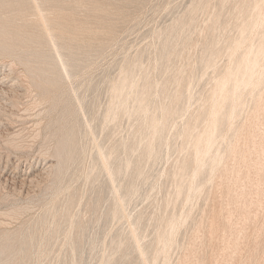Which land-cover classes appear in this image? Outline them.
<instances>
[{
    "label": "rangeland",
    "instance_id": "obj_1",
    "mask_svg": "<svg viewBox=\"0 0 264 264\" xmlns=\"http://www.w3.org/2000/svg\"><path fill=\"white\" fill-rule=\"evenodd\" d=\"M37 2L0 0V247L11 246L0 264H264V0H40L41 10ZM243 57L256 60L251 82L228 107L221 82ZM39 65L54 79L48 87ZM215 104L227 121L213 134ZM155 118L164 129L152 127ZM210 133L213 152L198 154ZM68 134L69 153L59 156Z\"/></svg>",
    "mask_w": 264,
    "mask_h": 264
},
{
    "label": "bare ground",
    "instance_id": "obj_2",
    "mask_svg": "<svg viewBox=\"0 0 264 264\" xmlns=\"http://www.w3.org/2000/svg\"><path fill=\"white\" fill-rule=\"evenodd\" d=\"M39 1H40V0H38L37 4H33V5L37 7V6L39 5V4H38ZM6 2H8V1H6ZM41 2H42V1H41ZM112 2H113V1H112ZM32 3H36V1H32ZM114 3H115V2H114ZM196 3H197V2H196ZM40 4H41V3H40ZM42 4H43V3H42ZM49 4H50V3H49ZM49 4H47V5H49ZM140 4H141V3H140ZM50 5L52 6V4H50ZM97 5H99V3H97ZM97 5H96V6H97ZM107 5H108V4H107ZM115 5H116V4H115ZM196 5H197V4H196ZM201 6H202V5H201ZM216 6H217V5H216ZM32 7H33V6H32ZM36 7H34V8H36ZM125 7H126V6H125ZM194 7H195V6H194ZM235 7H236V6H235ZM38 8H39V6H38ZM40 8H41V7H40ZM40 8H39V9H40ZM84 8H85V7H84ZM107 8H108V7H107ZM129 8H130V7H129ZM195 8H196V7H195ZM201 8H202V7H201ZM52 9H54V8H52ZM59 9H60V8H59ZM78 9H80V8H78ZM40 10H41V9H40ZM40 10H39V11H40ZM56 10H58V9H56ZM96 10H98V9H96ZM200 10H201V9H200ZM55 12H56V11H55ZM121 12H122V11H121ZM189 12H190V11H189ZM247 12H248V11H247ZM40 13H41V11H40ZM126 13H127V12H126ZM186 13H187V12H186ZM43 14H44V13L39 14V16H41V18L39 17V19H42V17H43V22H44V19H45V18H44V16H42ZM110 14H111V13H110ZM187 14H188V13H187ZM189 14H191V13H189ZM201 14H202V13H201ZM49 15H50V14H49ZM55 15H56V14H55ZM66 15L69 16L70 14H66ZM128 15H129V14H128ZM194 15H195V14H194ZM226 15H227V14H226ZM36 16H37V15H36ZM50 16H51V15H50ZM50 16H47V17L51 18ZM72 16H73V15H72ZM179 16H180V15H179ZM238 16H239V15H238ZM240 16H241V15H240ZM70 17H71V16H70ZM117 17H118V16H117ZM188 17H189V16H188ZM188 17H187V18H188ZM223 17H224V16H223ZM52 18H54V16H52ZM52 18H51V19H52ZM57 18H58V17H57ZM68 18H69V17H68ZM73 18H74V16H73ZM51 19H50V20H49V19L47 20V21H49V22H48L49 24H50ZM58 19H59V18H58ZM63 19H64V18H63ZM74 19H75V18H74ZM81 19H82V18H81ZM200 19H201V18H200ZM204 19H205V18H204ZM52 20H53V19H52ZM66 20L68 21L67 17H66ZM70 20H71V22H73V21H72L73 19L70 18ZM126 20H127V19H126ZM131 20H132V19H131ZM178 20H179V19H178ZM186 20H187V19H186ZM195 20H196V19H195ZM67 21H65V22H67ZM183 21H184V20H183ZM223 21H225V20H223ZM238 21H239V20H238ZM255 21H256V20H255ZM43 22H42V23H43ZM51 22H55V21L53 20V21H51ZM57 22H58V21H56L55 23L57 24ZM61 22H62V21H60V23H61ZM65 22H64V23H65ZM116 22H117V21H116ZM177 22H178V21H177ZM199 22H200V21H199ZM203 22H204V21H203ZM40 23H41V22H40ZM48 23L46 22V23H44V25H45V24L48 25ZM60 23H59V24H60ZM64 23H62V24L64 25ZM73 23H74V22H73ZM79 23H80V22H79ZM107 23H108V22H107ZM123 23H124V22H123ZM212 23H213V22H212ZM236 23H237V22H236ZM38 24H39V23H38ZM59 24H58V25H59ZM68 24H70V23H68ZM77 24H78V22L75 24L76 27H75V25L73 24V26L76 28V30H71V29H70V30H71V31H74V32L77 33V29H78V25H77ZM80 24H81V23H80ZM47 25H46L45 27H47ZM50 25H51V24H50ZM53 25H54V24H53ZM53 25H52V26H53ZM60 25H61V24H60ZM71 25H72V23H71ZM71 25H70V27H72ZM81 25H82V24H81ZM81 25H79V29H80V26H81ZM107 25H108V24H107ZM107 25H106V26H107ZM178 25H179V24H178ZM217 25H219V24H217ZM251 25H252V24H251ZM260 25H261V24H260ZM64 26H67V25H64ZM108 26H109V25H108ZM121 26H122V25H121ZM169 26H170V25H169ZM171 26H172V25H171ZM21 27H22V26H20V28H21ZM48 27H49V29H50V26H48ZM54 27H55V26H54ZM67 27H69V25H68ZM83 27H84V25H83ZM117 27H118V26H116V28H117ZM167 27H168V26H167ZM183 27H184V25H183ZM195 27H196V26H195ZM233 27H234V26H233ZM17 28H18V27H17ZM20 28H19V29H20ZM31 28H33V27H31ZM34 28H35V27H34ZM52 28H53V27H52ZM56 28H57V26H56ZM81 28H82V27H81ZM109 28H110V27H109ZM116 28H115V29H116ZM179 28H180V26H179ZM190 28H191V27H190ZM45 29H46L47 31L49 30V29H47V28H45ZM57 29H59V27H58ZM63 29H65V28H63ZM63 29H61V30H63ZM68 29H69V28H68ZM82 29H83V28H82ZM171 29H172V28H171ZM181 29H182V28H181ZM197 29H198V28H197ZM22 30H23V29H22ZM30 30H32V29H30ZM52 30H53V29H52ZM66 30H67V29H66ZM66 30H65V32H66ZM84 30H85V27H84ZM173 30H174V29H173ZM187 30H188V29H187ZM194 30H195V29H194ZM229 30H230V29H229ZM26 31H27V33L30 32V31H28V29H26ZM56 31H57V30H55V33H56ZM79 31H80V30H79ZM79 31H78V33H79ZM81 31H82V30H81ZM196 31H197V30H196ZM208 31H209V30H208ZM216 31H217V30H216ZM249 31H250V30H249ZM33 32H34V31H33ZM49 32H50V30H49ZM51 32H52V31H51ZM51 32H50V33L47 32L48 37H49V34H50V36L52 35ZM53 32H54V30H53ZM60 32H61V31H60ZM65 32H64V34H65ZM68 32H69V34L71 33L70 31H68ZM68 32H66V33H67L66 35H68ZM74 32H73V33H74ZM82 32H84V31H82ZM82 32H80V33H82ZM191 32H192V31H191ZM211 32H212V31H211ZM223 32H224V31H223ZM173 33H174V32H173ZM184 33H185V32H184ZM56 34H57V33H56ZM56 34H55V36H56V37H55V36H54V33H53V36H52L53 39H54V37L57 38L58 35H56ZM71 34H72V33H71ZM5 35H6V32H5V31H0V45H3V39H2V38H3V36H5ZM44 35H45V34H44ZM77 35H78V34H77ZM82 35H83V34H82ZM115 35H116V34H115ZM205 35H206V34H205ZM228 35H229V34H228ZM258 35H259V34H258ZM61 36H62V35H61ZM70 36H71V35H70ZM79 36H80V34H79ZM191 36H192V33H191ZM52 37H51V38H52ZM65 37H66V36H65ZM67 37H68V36H67ZM100 37H101V36H100ZM169 37H170V36H169ZM223 37H224V36H223ZM49 38H50V37H49ZM51 38H50V39H51ZM171 38H172V37H171ZM182 38H183V37H182ZM186 38H187V37H186ZM193 38H194V37H193ZM211 38H212V37H211ZM245 38H246V37H245ZM53 39H52V41H53ZM59 39H60V38H59ZM68 39H69V38H68ZM74 39H75V38H74ZM79 39H80V38H79ZM163 39H164V38H163ZM169 39H170V38H169ZM169 39H168V41H169ZM27 40H28V37H27ZM55 40H56V39H55ZM55 40H54V41H55ZM63 40L66 41V39H63ZM75 40H77V39H75ZM81 40H82V39H81ZM180 40H181V39H180ZM183 40H185V39L183 38ZM186 40H187V39H186ZM196 40H197V39H196ZM61 41H62V40H61ZM72 41H74V40H72ZM79 41H80V40H78V41H76V42H79ZM175 41H176V40H175ZM175 41H174V42H175ZM187 41H188V40H187ZM217 41H218V40H217ZM245 41H246V40H245ZM21 42H23V40H20V41L18 42L17 45L21 44ZM62 42H63V41H62ZM67 42H71V41H67ZM80 42H81V41H80ZM85 42H86V41H85ZM170 42H171V41H170ZM170 42H169V45H170ZM72 43H73V42H72ZM72 43H71V44H72ZM93 43H94V42H93ZM211 43H212V42H211ZM239 43H240V42H239ZM55 44H56V43H55ZM64 44H65V43H64ZM68 44H69V43H68ZM74 44L78 47V44H76V43H74ZM187 44H188V43H187ZM150 45H151V44H150ZM52 46H56V45H52ZM166 46H168L167 42H166ZM217 46H218V45H217ZM13 47H14V46H13ZM168 47H169V46H168ZM223 47H224V46H223ZM244 47H245V46H244ZM55 48H57V47H55ZM150 48H151V47H150ZM171 48H172V47H171ZM191 48H192V47H191ZM253 48H254V47H253ZM161 49H163V48H161ZM165 49H167V47H165ZM168 49H169V48H168ZM256 49H257V48H256ZM56 50H58V49H55V51H56ZM150 50H151V49H150ZM169 50H170V49H169ZM169 50H168V51H169ZM189 50H190V49H189ZM246 50H247V49H246ZM262 50H263V49H262ZM161 51H163V50H161ZM190 51H191V50H190ZM56 52L59 53L58 51H56ZM152 52H153V51H152ZM188 52H189V51H188ZM198 52H199V51H198ZM243 52H244V51H243ZM148 53H149V52H148ZM160 53L162 54V52H160ZM164 53H165V51H164ZM164 53H163V54H164ZM169 53H170V51H169ZM173 53H174V52H173ZM182 53H183V52H182ZM195 53H196V52H195ZM239 53H242V52H239ZM31 54H32V56H33L35 59L39 58V59H37V61H39V63H40V55H39L38 53H31ZM140 54H141V52H140ZM166 54H168V53H166ZM242 54H243V53H242ZM59 55H60V54H59ZM147 55H148V54H147ZM171 55H172V52H171ZM187 56H188V55H187ZM235 56H236V55H235ZM237 56H238V55H237ZM240 56H241V55H240ZM60 57H61V56H60ZM180 57H181V56H180ZM226 57H227V56H226ZM137 58H138V57H137ZM149 58H150V57H149ZM161 58H162V57H161ZM164 58H166L165 55H164ZM164 58H163V59H164ZM174 58H175V57H174ZM176 58H177V57H176ZM187 58H188V57H187ZM238 58H239V57H238ZM58 59H59V58H58ZM141 59H142V58H141ZM143 60H144V59H143ZM146 60H147V59H146ZM182 60H183V59H182ZM237 60H238V63H237L236 68H235L233 71H231V73L228 75L229 77H228L227 81H224L225 83H224V82H223V83L221 82V85H222V84H223V85H222V87H220V88H221V92H222V96H221V97H222V102L226 103L228 107L233 106V105L235 104L236 99L238 98V97H237V94H236V91H237L238 87H240V86H242V85H244V84H247V83L251 80L250 77H251V75H252L253 68H254V66H255V64H256V60H255L254 58H246V57H243V58H240V59H237ZM154 61H155V60H154ZM173 61H174V60H173ZM199 61H200V60H199ZM231 61H232V60H231ZM61 62H62V61H61ZM165 62H166V60H165ZM194 62H195V61H194ZM64 63H65V61H64L63 63H61L62 66L64 65ZM127 63H128V62H127ZM131 63H132V62H131ZM145 63H146V62H145ZM204 63H205V62H204ZM68 64H69V62H68ZM139 64H140V62H139ZM70 65H71V64H70ZM166 65H167V64H166ZM171 65H172V64H171ZM171 65H170V66H171ZM179 65H180V62H179ZM179 65H178V66H179ZM203 65H204V64H203ZM65 66H66V63H65ZM160 66H161V64H160ZM233 66H234V65H233ZM263 66H264V65H263ZM122 67H123V66H122ZM132 67H133V66H132ZM132 67H130L129 70L131 69V71H132ZM153 67H154V66H153ZM125 68H126V67H125ZM137 68H138V67H137ZM156 68H157V67H156ZM163 68H164V67H163ZM173 68H174V67H173ZM199 68H201V67H199ZM202 68H203V67H202ZM65 69H66V68H65ZM65 69H63V70L65 71ZM134 69H135V68H134ZM134 69H133V70H134ZM148 69H149V67H148ZM186 69H187V68H186ZM260 69H261V67H260ZM122 70H123V69H122ZM125 70L127 71L128 69H125ZM163 70H165V69H163ZM262 70H263V69H262ZM64 71H63V72H64ZM66 71H67V69H66ZM66 71H65V73H66ZM126 71H125V72H126ZM131 71H129L130 73L127 71V72L129 73V74H127V75H130V74L133 72V71H132V72H131ZM139 71H140V70H139ZM143 71H144V70H142V72H143ZM165 71H166V70H165ZM211 71H212V70H211ZM213 71H214V70H213ZM256 71H257V70H256ZM122 72H123V71H122ZM135 73H136V72H135ZM161 73H162V72H161ZM164 73H165V72H164ZM178 73H179V71H178ZM35 74H36V76H37V78H38V82H39V84H41V85H43V86H45V87L50 86L51 83L54 82V79H53V78L51 77V75H50V74H51L50 71H49L48 69H45V67H42L41 65H39V66L37 67V69L35 70ZM122 74H123V73H122ZM125 74H126V73H125ZM141 74L143 75V73H141ZM150 74H151V73H150ZM155 74H156V72H155ZM190 74H191V73H190ZM127 75H126V76H127ZM148 75H149V74H147V76H148ZM157 75H158V74H157ZM161 75H162V74H161ZM192 75H193V74H192ZM219 75H220V74H219ZM65 76H66V75H65ZM159 76H160V75H159ZM67 77H68V76H67ZM121 77H122V76H121ZM134 77H135V76H134ZM138 77H139V76H138ZM145 77H146V76H145ZM216 77H217V76H216ZM68 78H69V77H68ZM68 78H67V79H68ZM124 78H125V77H124ZM127 78H129V76H127ZM156 78H157V76H156ZM159 78H160V77H159ZM252 78H253V77H252ZM109 79H110V78H109ZM141 79H142V78H141ZM152 79H153V78H152ZM173 79H174V78H173ZM188 79H189V78H188ZM107 80H108V79H107ZM124 80L126 81V79H124ZM134 80H135V78H134ZM147 80H148V79H147ZM112 81H113V80H112ZM120 81H121V79H120ZM120 81H119V83H120ZM216 81H217V80H216ZM114 82H115V81H114ZM122 82H123V81H122ZM122 82H121V83H122ZM132 82L135 83L134 81H132ZM136 82H137V81H136ZM142 82L144 83V81H142ZM188 82H189V81L187 80V83H188ZM192 82H193V81H192ZM250 82H251V81H250ZM250 82H249V83H250ZM252 82H254V80H253ZM119 83H118V84H119ZM128 83H129V82H128ZM140 83H141V82H140ZM143 83H141V84H143ZM173 83H174V82H173ZM173 83H172V84H173ZM228 83H229V87L226 88V84H228ZM126 84H127V83H126ZM129 84H130V83H129ZM192 84H193V83H191V85H192ZM115 85H116V84H115ZM130 85H131V84H130ZM134 85H135V84H134ZM136 85H137V83H136ZM145 85H147V84L144 83V86H145ZM148 85H149V84H148ZM168 85H169V84H168ZM116 86H117V85H116ZM116 86H114V87L116 88ZM119 86H120V84H119ZM149 86L151 87L152 85L150 84ZM172 86H173V85H172ZM174 86H176V85H174ZM192 86H193V85H192ZM88 87H89V86H88ZM112 87H113V86H112ZM117 87H118V86H117ZM136 87H137V86H135V89H136ZM256 87H257V86H256ZM128 88H129V87H127V89H128ZM133 88H134V86H133ZM154 88H155V87H154ZM209 88H210V87H209ZM135 89H134V90H135ZM138 89H139V88H138ZM138 89H137V90H138ZM148 89H149V88H148ZM148 89H147V90H148ZM239 89H240V88H239ZM239 89H238V90H239ZM94 90H95V89H94ZM115 90H116V89H115ZM118 90H119V87H118ZM130 90H131V88H130ZM113 91H114V90H113ZM125 91L127 92V90H125ZM176 91H177V90H176ZM176 91H175V93H176ZM190 91H192V90H190ZM241 91H242V88H241ZM245 91H246V90H245ZM254 91H255V89H254ZM92 92H93V91H92ZM121 92H122V90H121ZM128 92H129V91H128ZM128 92L126 93V94H127V95H126L127 97L130 95V93L133 92V90H132V92H130L129 94H128ZM180 92H181V91H180ZM185 92H186V91H185ZM214 92H215V90H214ZM237 92H238V91H237ZM249 92H250V91H249ZM114 93H115V92H113V94H114ZM133 93H134V92H133ZM141 93H142V92H141ZM149 93H151V92H149ZM156 93H157V92H156ZM113 94L111 95L112 97H113ZM118 94H119V91H118ZM120 94H121V93H120ZM123 94H124V91H123ZM139 94H140V91H139ZM139 94H138V95H139ZM152 94H153V91H152ZM167 94H168V93H167ZM215 94H216V93H215ZM242 94H243V93H242ZM259 94L261 95V93H259ZM109 95H110V94H109ZM133 95H134V94H133ZM144 95H147V94L145 93ZM153 95H154V94H153ZM185 95H186V94H185ZM257 95H258V94H257ZM114 96H115V95H114ZM120 96H122V94H121ZM126 96L124 97V95H123L122 97L128 99L129 97L127 98ZM130 96H131V95H130ZM136 96H137V95H135V97H136ZM139 96H140V95H139ZM139 96H138V97H139ZM245 96H246V95H245ZM117 97H118V95H117ZM117 97H116V102L118 103V101H119V102L121 101L119 98L122 99V97H119V98H118V99H119L118 101H117ZM151 97H152V96H151ZM153 97H155V96H153ZM167 97H168V96H167ZM177 97H178V95L176 94V98H175V97H174V98L177 100V99H178ZM86 98H87V97H86ZM88 98H89V97H88ZM136 98H137V97H136ZM136 98L134 99V101L136 100ZM197 98H198V97H197ZM132 99H133V98H132ZM138 99H139V98H138ZM140 99L142 100L143 97L141 96ZM146 99H147V98H146ZM152 99H153V98H152ZM162 99H163V98H162ZM201 99H202V98H201ZM83 100H84V99H83ZM95 100H96V99H95ZM130 100H131V99H130ZM150 100H151V98H150ZM216 100H217V99H216ZM123 101H124V103H125V99H124ZM123 101H122V102H123ZM136 101L138 102V100H136ZM174 101H175V100H174ZM200 101H201V100H200ZM77 102H78V101H77ZM81 102H82V101H81ZM111 102H112V101H111ZM122 102H120V103H122ZM148 102H150V101L148 100ZM152 102H153V101H152ZM152 102H151L150 104H152ZM154 102H155V101H154ZM154 102H153V103H154ZM213 102H214V99H213ZM89 103H90V102H89ZM117 103H116V104H117ZM127 103H128V102H127ZM129 103H130V102H129ZM131 103H132V102H131ZM168 103H169V102H168ZM168 103H167V104H168ZM96 104H97V103H96ZM138 104H139V103H138ZM138 104H135V105H138ZM141 104H142V102H141ZM141 104H139L140 106L138 105L137 107H135V109L138 110V108L141 107ZM150 104H148V106H149ZM156 104H157V103H156ZM107 105H109V104H107ZM112 105H113V104H112ZM112 105H111L112 110H111L110 108H109V109H110V111L113 112V111H114V109H113L114 107H113ZM124 105H125V104H124ZM126 105H127V104H126ZM131 105H132V104H131ZM143 105H144V104H143ZM179 105H180V104H179ZM199 105H200V104H199ZM213 105H214V104H213ZM223 105H224V104H223ZM109 106H110V105H109ZM117 106H118V105H117ZM119 106H121V105H119ZM122 106H123V105H122ZM144 106H145V105H144ZM150 106H151V105H150ZM174 106H175V105H174ZM180 106H181V105H180ZM227 106H226L225 109H228V111L226 110L227 113H228V112H229V108H227ZM92 107H93V106H92ZM128 107H129V106H128ZM83 108H84V107H83ZM99 108H100V106H99ZM116 108H117V107H116ZM116 108H115V109H116ZM123 108H124V106H123ZM141 108H142V107H141ZM91 109H92V108H91ZM165 109H166V107H165ZM165 109H163V110H165ZM190 109H191V108H190ZM197 109H198V107H197ZM197 109H196V111H197ZM222 109H223V107H222ZM256 109H257V108H256ZM95 110H96V109H95ZM140 110H141V109H140ZM140 110H139V111H140ZM150 110H151V109H150ZM180 110H181V109H180ZM198 110H199V109H198ZM115 111H116V110H115ZM115 111H114V112H115ZM128 111H129V110H128ZM166 111H168V110H166ZM107 112H109V111H107ZM114 112H113V114H114ZM119 112H120V111H119ZM122 112H123V111H122ZM155 112H156V110H155ZM155 112H154V113H155ZM169 112H170V111H169ZM206 112H207V110H206ZM211 112H212V118H213V120H212V123H211V122H210L211 118L209 117V118H210L209 122L212 124V128H211V130H212V133L214 134V129H215L217 126H219L220 123H225V124H226V121H227V120H226L225 122H223V121L225 120V115H224V113H222V111H221V109H220V104H215V106L212 108V111H211ZM234 112H235V111H233V113H234ZM85 113H86V112H85ZM102 113H103V112H102ZM105 113H106V112H105ZM128 113H129V112H128ZM137 113H138V111H137ZM141 113H142V112H141ZM147 113H148V112H147ZM159 113H160V112H159ZM164 113H165V112H164ZM164 113H163V116H164ZM209 113H210V112H209ZM86 114H87V113H86ZM99 114H100V113H99ZM103 114H104V113H103ZM119 114H120V113H119ZM138 114H139V113H138ZM143 114H144V113H143ZM151 114L153 115V110H152ZM197 114H198V113H197ZM210 114H211V113H210ZM107 115H108V114H107ZM107 115H106V116H107ZM109 115H112V113L109 114ZM109 115H108V116H109ZM171 115H172V114H171ZM227 115H228V114H227ZM231 115H232V114H231ZM99 116H100V115H99ZM104 116H105V115H104ZM104 116H103V117H104ZM125 116H126V115H125ZM147 116H148V115H147ZM155 116H156V118H157V115H155ZM159 116H160V115H159ZM163 116H161V117H163ZM210 116H211V115H210ZM103 117H102V118H103ZM109 117L111 118V116H109ZM109 117H108V119H109ZM112 117H114V115H112ZM115 117H116V116H115ZM119 117H120V116H119ZM131 117H132V116H131ZM142 117H143V116H142ZM142 117H141V118H142ZM231 117H232V116H231ZM249 117H250V116H249ZM106 118H107V117H106ZM133 118H134V117H133ZM146 118H147V117H146ZM156 118H155V119H156ZM158 118H159V117H158ZM170 118H171V117H170ZM176 118H177V117H176ZM207 118H208V117H207ZM234 118H235V117H234ZM108 119H107V121H108ZM112 119H113V118H112ZM112 119H110V121H111ZM129 119H130V117H129ZM135 119H136V118H135ZM143 119H144V118H143ZM148 119H149V118H148ZM148 119H145V123H146V121H147ZM153 119H154V118H153ZM160 119H161V118H160ZM160 119H159V121H160ZM230 119H232V118H230ZM255 119H256V118H255ZM88 120H89V119H88ZM114 120H115V119H114ZM138 120H139V119H138ZM140 120H141V119H140ZM140 120H139V121H140ZM170 120H171V119H170ZM198 120H199V119H198ZM204 120H205V119H204ZM238 120H239V119H238ZM259 120H260V119H259ZM96 121H97V120H96ZM96 121H95V122H96ZM99 121H100V120H99ZM102 121H103V120H102ZM141 121H142V120H141ZM159 121H158L157 119H156L155 121L151 120L152 127H153L155 130H159V129H161V128L164 129V125H163L164 122H163V119H162V123H160ZM241 121H242V120H241ZM88 122H89V121H88ZM132 122H133V121H132ZM136 122H137V121H136ZM148 122H149V120H148ZM188 122H189V121H188ZM249 122H250V121H249ZM109 123H110V122H109ZM111 123H112V121H111ZM170 123H171V122H170ZM87 124H88V123H87ZM87 124H86V125H87ZM89 124H90V123H89ZM92 124H93V122H92ZM135 124H136V123H135ZM147 124H148V125H146V127L148 126L147 128H149V127H150V126H149L150 123H147ZM230 124H231V123H230ZM255 124H256V123H255ZM84 125H85V124H84ZM93 125H95V124H93ZM129 125H130V124H129ZM137 125H138V124H137ZM223 125H224V124H223ZM223 125H222V126H223ZM87 126H88V125H87ZM144 126H145V125H143V127H144ZM165 126H166V125H165ZM174 126H175V125H174ZM191 126H194V125L191 123ZM191 126H190V127H191ZM209 126H211V125H209ZM182 127H183V126H182ZM188 127H189V125H188ZM190 127H189V128H190ZM135 128H136V127H135ZM135 128H134V129H135ZM139 128H140V127H139ZM144 128H145V127H144ZM185 128H186V127H185ZM191 128H192V127H191ZM191 128H190V129H191ZM141 129H142V128H141ZM149 129H150V128H149ZM173 129H174V128H173ZM182 129H183V128H182ZM190 129H188L189 132L191 131ZM199 129H200V128H199ZM208 129H209V127H208ZM218 129H219V128H218ZM220 129H221V128H220ZM144 130H145V129H144ZM144 130H143V131H144ZM192 130H193V129H192ZM211 130H210V131H211ZM215 130H216V129H215ZM242 130H243V129H242ZM133 131H134V130H133ZM145 131L148 132V130H145ZM160 131H161V130H160ZM160 131H159V133H160ZM182 131H183V130H182ZM182 131H181V132H182ZM188 131H187V132H188ZM208 131H209V130H208ZM149 132H150V131H149ZM161 132H163V131H161ZM133 133H134V132H133ZM157 133H158V131H157ZM159 133H158V134H159ZM170 133H171V131H170ZM190 133H191V132H190ZM190 133H189V134H190ZM192 133H193V132H192ZM195 133H196V132H195ZM203 133H204V132H203ZM212 133H210L209 135L206 134L207 136H205V139H204V137H203V139H204L203 141H202V139H201V140L198 139V140H197V144H196V143H193L194 146H195V144H196V148H197V151H198L197 153H198V154H200V153H207V156L209 155L208 152L211 150L212 143H213V139H214V137H215ZM114 134H115V133H114ZM141 134H142V133H141ZM149 134H151V133H148L147 135H149ZM155 134H156V131H155ZM164 134H165V132H164ZM186 134H188V133H186ZM143 135H144V134H143ZM191 135H192V134H191ZM195 135H196V134H195ZM195 135H194V136H195ZM216 135H217V134H216ZM224 135H225V134H224ZM230 135H231V134H230ZM138 136H139V133H138ZM150 136L152 137V134H151ZM155 136H156V135H155ZM155 136H154V138H155ZM158 136H159V135H158ZM183 136H184V135H183ZM192 136H193V135H192ZM202 136H203V135H202ZM213 136H214V137H213ZM237 136H238V135H237ZM69 137H70V134H68V136H67V139H68V140L61 144V148H60V150H59V156L66 155L67 153H69V149H67V146H66V145L68 144V142H69ZM134 137H135V136H134ZM162 137H164V136H162ZM246 138H247V137H246ZM257 138H258V137H257ZM109 139H110V138H109ZM112 139H113V137H112ZM138 139H139V138H138ZM215 139H216V138H215ZM226 139H227V138H226ZM135 140H136V139H135ZM216 140H217V139H216ZM138 141H139V140H138ZM138 141H133V143L136 142V143L138 144V143H139ZM141 141H142V140H141ZM181 141H182V140H181ZM234 141H235V140H234ZM243 141H244V140H243ZM103 142H104V141H103ZM115 142H116V141H114V143H115ZM123 142H124V141H123ZM145 142H146V141H145ZM147 142H148V141H147ZM149 142H150V139H149ZM187 142H188V141H187ZM101 143H102V141H101ZM131 143H132V142H131ZM133 143H132V144H133ZM136 143H134V144H136ZM140 143H141V142H140ZM140 143H139V144H140ZM215 143H216V142H215ZM215 143H214V146H215ZM219 143H220V142H219ZM244 143H245V142H244ZM124 144H125V142H124ZM139 144H138V145H139ZM141 144H142V143H141ZM147 144H148V143H147ZM149 144H150V143H149ZM154 144H155V142H154ZM154 144H153V145H154ZM186 144H187V143H186ZM222 144H223V143H222ZM138 145H135V146L137 147ZM157 145H158V144H157ZM181 145H182V144H181ZM242 145H243V144H242ZM242 145H241V146H242ZM145 146L147 147V145H145ZM151 146H152V145H151ZM179 146H180V145H179ZM227 146H228V144H227ZM97 147H98V146H97ZM97 147H96V148H97ZM114 147H115V145H114ZM116 147H118V146H116ZM132 147H133V146H132ZM138 147H139V146H138ZM143 147H144V146H143ZM149 147H150V146H149ZM156 147H157V146H156ZM161 147H162V146H161ZM173 147H174V146H173ZM173 147H172V148H173ZM224 147H225V146H224ZM254 147H255V146H254ZM259 147H260V146H259ZM112 148H113V147H112ZM130 148H131V147H129V150H127L128 152L131 151ZM165 148H166V147H165ZM193 148H194V147H193ZM221 148H222V147H221ZM225 148H226V147H225ZM99 149H100V146H99ZM117 149H118V148H115L114 151H116ZM125 149H126V148H125ZM134 149H135V147H134ZM142 149H143V148H142ZM144 149H145V147H144ZM144 149H143V150H144ZM147 149H149V151H147V152H150V149H151V148H148V147H147ZM152 149H153V148H152ZM154 149H155V148H154ZM100 150H101V149H100ZM112 150H113V149H112ZM120 150H121V149H120ZM137 150H138V149H137ZM143 150H142V157H143ZM232 150H233V149H232ZM106 151H107V150H106ZM117 151H119V150H117ZM123 151H124V148H123ZM176 151H177V150H176ZM262 151H263V150H262ZM110 152H111V149H110ZM128 152H127V153H128ZM131 152H132V151H131ZM210 152H211V151H210ZM212 152H213V151H212ZM212 152H211V153H212ZM98 153H99V151H98ZM98 153H97V154H98ZM102 153L104 154V152H102V150H101L100 153L98 154L99 157L102 155ZM106 153H107V152H106ZM118 153H119V152H118ZM124 153H126V150H125ZM164 153H165V152H164ZM164 153H162V154H164ZM166 153H167V152H166ZM226 153H227V152H226ZM242 153H243V151H242ZM100 154H101V155H100ZM122 154H123V153H122ZM131 154H132V153H131ZM135 154H136V153H135ZM145 154H146V153H145ZM145 154H144V155H145ZM154 154H155V153H154ZM154 154H153V155H154ZM178 154H179V153H178ZM250 154H251V153H250ZM98 155H97V157H98ZM104 155H105V154H104ZM104 155H103V156H104ZM129 155H130V153H129ZM147 155H148V154H147ZM165 155H166V154H165ZM205 155H206V154H205ZM103 156H102V157H103ZM110 156H112V155H110ZM126 156H127V155H126ZM126 156H125V157L123 156V157L125 158V160H124V158H123V159L121 160V162H122V161L125 162V161L127 160L128 157H126ZM173 156H174V155H173ZM183 156H184V155H183ZM187 156H189V155H187ZM107 157H109V154H108ZM113 157H114V156H113ZM118 157H119V155H118ZM118 157H117V159H118ZM134 157H135V156H134ZM142 157H141V160H142ZM198 157H199V155H198ZM203 157H204V156H203ZM209 157H210V156H209ZM100 158H101V157H100ZM100 158H99V159H100ZM103 158H104V157H103ZM114 158H115V157H114ZM114 158H111V159H114ZM121 158H122V157H121ZM129 158H131V157L129 156ZM129 158H128V159H129ZM152 158H153V157H152ZM181 158H182V157H181ZM211 158H212V157H211ZM214 158H215V157H214ZM101 159H102V158H101ZM106 159H107V158H106ZM115 159H116V158H115ZM135 159H136V158H135ZM146 159H147V158H146ZM159 159H160V158H159ZM204 159H205V158H204ZM97 160H98V159H97ZM102 160H103V159H102ZM104 160H105V158H104ZM104 160H103V161H104ZM141 160H140V161H141ZM147 160H148V159H147ZM207 160H208V159H207ZM218 160H219V159H218ZM105 161H106V160H105ZM118 161L120 162L119 159H118ZM118 161H117V164H118L119 166H121V165L118 163ZM128 161H130V160H128ZM128 161H126L125 164L128 165V163H129ZM132 161H133V160H132ZM148 161H150V159H149ZM209 161H210V160H209ZM209 161H208V162H209ZM106 162H107V161H106ZM109 162H110V158H109ZM109 162H108V165H110L111 163H113V162L111 161L110 164H109ZM124 162H123V163H124ZM127 162H128V163H127ZM150 162H151V161H150ZM154 162H155V161H154ZM177 162H178V161H177ZM185 162H186V161H185ZM193 162H194V161H193ZM196 162H197V160H196ZM202 162H203V161H202ZM202 162H201V163H202ZM208 162H206V163H208ZM215 162H216V161H215ZM220 162H221V161H220ZM102 163H103V162H102ZM104 163H105V162H104ZM114 163H115V162H114ZM151 163H152V162H151ZM151 163H150V164H151ZM210 163H211V162H209V166H210ZM96 164H97V163H96ZM100 164H101V163H100ZM106 164H107V163H106ZM115 164H116V163H115ZM115 164H114V165H115ZM117 164H116V166H118ZM135 164H136V163H135ZM144 164H145V163H144ZM175 164H176V163H175ZM108 165H107V166H108ZM123 165H124V164H123ZM136 165H137V164H136ZM146 165H147V164H146ZM185 165H186V164H185ZM200 165L202 166V164H200ZM103 166H105V164H103ZM111 166H113V165L111 164ZM139 166H140V165H139ZM150 166H151V165H150ZM152 166H153V165H152ZM190 166H191V165H190ZM190 166H189V167H190ZM197 166H199V165H197ZM197 166H196V167H197ZM50 167H51V166H50ZM93 167H94V166H93ZM108 167H109V166H108ZM108 167H107V168H108ZM124 167H125V165H124ZM129 167H130V166H129ZM132 167H133V166H132ZM184 167H185V166H184ZM107 168L105 167V170H109V169L112 170V169H111L112 167L109 168V169H107ZM116 168H117V167H116ZM116 168H115V170H116ZM125 168H127V166H126ZM125 168H124V169H125ZM147 168H149V167H147ZM185 168H186V167H185ZM190 168H192V167H190ZM190 168H188V170H190ZM199 168L202 170V167L199 166ZM203 168H204V167H203ZM113 169H114V167H113ZM121 169H123V167H122ZM150 169H151V168H150ZM169 169H170V168H169ZM171 169H172V167H171ZM178 169H179V168H178ZM205 169H206V168H205ZM263 169H264V168H263ZM110 170H109V171H110ZM117 170H118V169H117ZM117 170H116V171H117ZM127 170H128V169H127ZM142 170H143V169H142ZM186 170H187V169H185V171H186ZM201 170H200V173H202ZM206 170H207V169H206ZM109 171H108L107 173L111 175L112 173H110ZM119 171H123V170H119ZM119 171H117L116 173H122V172H119ZM124 171H126V169H125ZM130 171H131V170H130ZM130 171H129V172H130ZM137 171H138V173H139L141 170L139 171V168H138ZM143 171H144V170H143ZM194 171H195V169H194ZM196 171H197V170H196ZM196 171H195V172H196ZM258 171H259V170H258ZM89 172H90V171H89ZM98 172H99V171H98ZM113 172H114V171H113ZM168 172H169V171H168ZM187 172H188V171H187ZM187 172H185V173H187ZM195 172H194V173H195ZM198 172H199V171H198ZM233 172H234V171H233ZM123 173H124V172H123ZM123 173H122V174H123ZM146 173H147V172H146ZM170 173H171V172H170ZM191 173H192V172H191ZM194 173H192V174L194 175ZM212 173H213V172H212ZM113 174H115V173H113ZM113 174H112V175H113ZM171 174H172V173H171ZM233 174H234V173H233ZM87 175H88V174H87ZM90 175H91V174H90ZM97 175H98V174H97ZM97 175H96V176H97ZM125 175H126V172H125ZM125 175H124V176H125ZM129 175H130V174H129ZM132 175H133V173H132ZM137 175H138V174H137ZM143 175H144V174H143ZM183 175L186 176V174H183ZM188 175H189V173H188ZM190 175H191V174H190ZM203 175H204V174H203ZM88 176H89V175H88ZM146 176H147V174H146ZM165 176H166V175H165ZM168 176H169V175H168ZM89 177H90V176H89ZM116 177H117V176H116ZM166 177H167V176H166ZM186 177H187V176H186ZM202 177H203V176H201V178H202ZM87 178H88V177H87ZM87 178H86V179H87ZM96 178H97V177H96ZM117 178H118V177H117ZM124 178H125V177H124ZM136 178H138V177H136ZM143 178H144V177H143ZM193 178H195V177H193ZM220 178H221V177H220ZM89 179H90V178H89ZM114 179H115V178H114ZM122 179H123V178H122ZM128 179H129V177H128ZM198 179H199V178H198ZM142 180H143V179H142ZM169 180H170V178H169ZM193 180H194V179H193ZM120 181H121V180H120ZM134 182H135V181H134ZM142 182H143V181H142ZM183 182H184V181H183ZM221 182H222V181H221ZM94 183H95V182H94ZM132 183H133V182H132ZM132 183H131V184H132ZM257 183H258V182H257ZM118 184H119V183H118ZM123 184H124V183H123ZM123 184H122V185H123ZM134 184H135V183H134ZM140 184H141V183H140ZM169 184H170V182H169ZM177 184H178V183H177ZM106 185H107V184H106ZM122 185H121V186H122ZM129 185H130V184H129ZM171 185H172V184H171ZM171 185H170V186H171ZM192 185H193V184H192ZM102 186H103V185H102ZM162 186H163V185H162ZM166 186H167V185H166ZM115 187H116V186H115ZM118 187H119V186H118ZM125 187H127V186H125ZM128 187H130V186H128ZM158 187H159V186H158ZM184 187H185V186H184ZM187 187H188V186H187ZM132 188H133V187H132ZM161 188H162V187H161ZM188 188H189V187H188ZM243 188H244V187H243ZM119 189H120V188H119ZM138 189H139V188H138ZM164 189H165V188H164ZM115 190H116V189H115ZM117 190H118V189H117ZM117 190H116V191H117ZM123 190H124V189H123ZM133 190H134V189H133ZM183 190H184V189H183ZM186 190H188V189H186ZM199 190H200V188H199ZM113 191H114V190H113ZM120 191H121V190H120ZM126 191H127V190H126ZM173 191H174V190H173ZM196 191H197V190H196ZM124 192H125V191H124ZM128 192H129V191H128ZM132 192H133V191H132ZM137 192H138V191H137ZM198 192H199V191H198ZM112 193H113V192H112ZM159 193H160V192H159ZM186 193H187V192H186ZM194 193H195V192H194ZM235 193H236V192H235ZM116 194H117V193H116ZM127 194H128V193H127ZM136 194H137V193H136ZM156 194H157V193H156ZM160 194H161V193H160ZM149 195H150V194H149ZM183 195H184V194H183ZM207 195H208V194H207ZM229 195H230V194H229ZM117 196H118V194H117ZM117 196H116V197H117ZM195 196H197V195H195ZM95 197H96V196H95ZM130 197H131V196H130ZM149 197H150V196H149ZM161 197H162V196H161ZM93 198H94V197H93ZM166 198H167V197H166ZM221 198H222V196H221ZM236 198H237V197H236ZM83 199H84V198H83ZM126 199H127V198H126ZM147 199H148V198H147ZM163 199H164V197H163ZM97 200H98V199H97ZM105 200H106V199H105ZM118 200H120V199H118ZM150 200H151V198H150ZM153 200H154V199H153ZM81 201H83V200H81ZM120 201H121V200H120ZM125 201H126V200H125ZM125 201H124V202H125ZM112 202H113V201H112ZM154 202H155V201H154ZM173 202H174V201H173ZM173 202H172V203H173ZM115 203H116V202H115ZM120 204H121V203H120ZM156 204H157V203H156ZM156 204H155V205H156ZM160 204H161V203H160ZM118 205H119V204H118ZM179 205H180V204H179ZM119 207H120V206H119ZM169 207H170V206H169ZM115 208H116V205H115ZM123 208H124V207H123ZM123 208H122V209H123ZM154 208H155V207H154ZM159 208H160V207H159ZM161 208H162V207H161ZM79 209H80V208H79ZM162 209H163V208H162ZM162 209H161V210H162ZM114 210H115V209H114ZM78 211H79V210H78ZM118 211H119V210L117 209V212H118ZM147 211H148V210H147ZM149 211H150V210H149ZM117 212H116V213H117ZM160 212H161V211H160ZM162 212H163V211H162ZM229 212H230V211H229ZM170 213H171V212H170ZM107 214H108V213H107ZM161 214H162V213H161ZM116 215H117V214H116ZM118 215H119V214H118ZM189 216H190V215H189ZM180 217H181V216H180ZM244 217H245V216H244ZM93 218H94V217H93ZM118 218H119V217H118ZM122 218H123V217H122ZM122 218H121V219H122ZM150 218H151V217H150ZM167 218H170V217L167 216ZM148 219H149V218H148ZM156 219H157V218H156ZM158 219H159V218H158ZM161 220H162V219H161ZM168 220H169V219H168ZM177 220H178V219H177ZM129 221H130V220H129ZM158 221H159V220H158ZM169 221H170V220H169ZM169 221H167V222L169 223ZM171 221H173V220H171ZM206 222H207V221H206ZM173 223H174V221H173ZM175 223H176V225H177V222H176V221H175ZM175 223H174V224H175ZM178 223H179V222H178ZM129 224H130V223H129ZM151 224H152V223H151ZM174 224L172 225V223H171L172 227L175 226ZM180 224H181V223H180ZM205 224H206V223H205ZM146 225H147V224H146ZM237 225H238V224H237ZM131 226H132V225H131ZM131 226H130V227H131ZM161 226H162V225H161ZM153 227H154V226H153ZM178 227H179V226H178ZM132 228H133V227H132ZM132 228H131V230H134L133 233L135 234V233H136V231H135L136 229H135V228L132 229ZM137 228H138V227H137ZM170 228H171V227H169V229H170ZM144 229H145V228H144ZM171 229H173V228H171ZM171 229L169 230L170 232H171ZM85 230H86V229H85ZM173 230H174V229H173ZM173 230H172V231H173ZM175 230H176V228H175ZM197 231H198V230H197ZM207 231H208V230H207ZM212 231H213V230H212ZM173 232H174V231H173ZM198 232H199V231H198ZM133 233H132V235H134ZM151 234H152V233H151ZM169 234H170V233H169ZM252 234H253V233H252ZM162 235H163V234H162ZM135 236H136V235H134L133 237H135ZM142 236H143V235H142ZM173 236H174V235H173ZM139 237H140V236H139ZM168 237H169V236H168ZM67 238H68V237H67ZM98 238H99V237H98ZM140 238H141V237H140ZM165 238H167V237H165ZM170 238H171V235H170ZM230 238H231V237H230ZM138 239H139V238H138ZM67 240H68V239H67ZM69 240H70V239H69ZM132 240H133V239H132ZM163 240H164V237H163ZM205 240H206V239H205ZM134 241H135V240H134ZM138 241H139V240H138ZM165 241H167V243L169 242L168 239L165 240ZM165 241H164V243H166ZM237 241H238V240H237ZM85 242H86V241H85ZM139 242H140V241H139ZM139 242H138V243H139ZM65 243H66V242H65ZM97 243H98V242H97ZM100 243H101V242H100ZM116 243H117V242H116ZM122 243H123V242H122ZM147 243H148V242H147ZM167 243H166V245H167ZM121 245H122V244H121ZM136 245H137V244H136ZM166 245H165V246H166ZM95 246H96V245H95ZM104 246H105V245H104ZM155 246H156V245H155ZM90 247H91V246H90ZM106 247H107V246H106ZM153 247H154V246H153ZM166 247H167V246H166ZM207 247H208V246H207ZM10 248H11V246H10V244H8V243L2 245V246L0 247V257L6 255V253L10 251ZM62 248H64V247H62ZM129 248H130V247H129ZM129 248H128V249H129ZM140 248H141V247H140ZM141 249H142V248H141ZM143 249H144V248H143ZM143 249H142V250H143ZM150 251H151V250H150ZM224 251H225V250H224ZM72 252H73V251H72ZM147 253H149V252H147ZM77 254H78V253H77ZM82 254H83V253H82ZM141 254L143 255V252H142ZM6 256H7V255H6ZM147 256H149V255L147 254ZM96 257H97V255H96ZM58 258H59V256H58ZM145 258H146V257H145ZM206 258H207V257H206ZM57 260H58V259H57ZM112 260H113V259H112ZM65 261H66V260H65ZM75 261H76V260H75ZM103 261H104V260H103ZM107 262H108V261H107ZM104 263H105V262H104ZM144 263H145V262H144ZM147 263H148V262H147ZM90 264H91V263H90ZM96 264H97V263H96ZM145 264H146V263H145Z\"/></svg>",
    "mask_w": 264,
    "mask_h": 264
}]
</instances>
